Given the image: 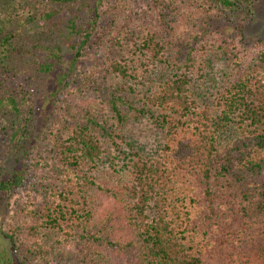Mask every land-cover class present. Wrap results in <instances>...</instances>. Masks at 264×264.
I'll return each mask as SVG.
<instances>
[{"label": "trees", "instance_id": "16d2710c", "mask_svg": "<svg viewBox=\"0 0 264 264\" xmlns=\"http://www.w3.org/2000/svg\"><path fill=\"white\" fill-rule=\"evenodd\" d=\"M252 2L0 0V156L22 158L0 230L22 264H264V40L184 41ZM25 72L61 85L33 137L34 80L5 83ZM132 119L155 120L159 149Z\"/></svg>", "mask_w": 264, "mask_h": 264}, {"label": "rangeland", "instance_id": "374dc122", "mask_svg": "<svg viewBox=\"0 0 264 264\" xmlns=\"http://www.w3.org/2000/svg\"><path fill=\"white\" fill-rule=\"evenodd\" d=\"M139 3L140 12L149 0H137ZM157 18V17H156ZM159 20V17L157 18ZM157 20V21H158ZM113 19L107 18L106 15L101 17V26L104 28L105 32L108 31V27L112 24ZM153 19L149 17L142 18V24L153 23ZM189 32L185 35L184 41L194 42L195 37L202 36L203 34H213L214 36L223 35L228 38L235 37L242 34L244 40L248 44H252L257 40H264V0H253L250 8L241 11L236 17H220L217 20H209L204 18V20L199 21L198 23H193L187 26ZM107 29V30H106ZM103 32V30H101ZM189 33V34H188ZM104 34V33H103ZM103 34H98L92 41L91 51L100 48L99 52L104 51V41L101 38ZM28 45L31 46L32 42H29ZM187 49V46L184 44V50ZM96 51V50H95ZM104 60V59H103ZM90 61L83 59L80 62L73 64L75 76H77L81 71L87 69ZM216 69H219L220 66L224 65L223 63L215 62ZM103 67L102 62L100 63ZM157 68L163 69L167 68L166 64H159ZM104 70V69H102ZM106 71V70H104ZM27 75V76H26ZM34 80L33 83V93H35L36 100L40 103L39 111L36 115H32L33 122V135L39 132V128L46 124L47 122L52 123L55 120V116L50 114L47 111V106L53 101L52 93L61 89V85L56 81L57 75L48 74L46 76L38 77L34 72H25V74H10L7 76L5 83L17 92L24 90L28 86L27 78ZM25 116V115H24ZM123 129L126 131L128 137L137 142V145L140 147H145L151 152H155L159 149L160 139L162 136L160 128L157 126L155 120L145 119V120H131L129 121ZM30 138V142L33 140ZM5 145H8L6 142ZM28 146V145H27ZM1 149V148H0ZM22 163V158L20 154H10L8 156H0V180L2 178H7L11 176ZM15 200V194L0 193V225L4 226L6 224L7 218L10 215L13 204ZM19 259V260H18ZM16 257V254L11 248L10 239L5 237L0 230V264H22L20 262V257Z\"/></svg>", "mask_w": 264, "mask_h": 264}]
</instances>
